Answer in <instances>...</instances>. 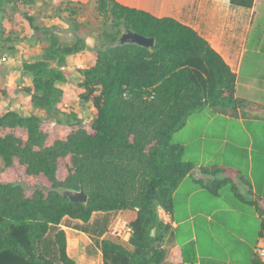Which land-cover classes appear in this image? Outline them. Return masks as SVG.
<instances>
[{"label":"trees","instance_id":"trees-1","mask_svg":"<svg viewBox=\"0 0 264 264\" xmlns=\"http://www.w3.org/2000/svg\"><path fill=\"white\" fill-rule=\"evenodd\" d=\"M52 1L0 0V10L20 12L45 43L41 58L22 65L31 85H0L1 101L23 93L30 109L0 111V264H79L68 252L62 227L67 218L82 221L75 228L95 235L102 264H163L171 226L159 209L172 211L174 191L195 168L173 134L206 106H246L235 97L236 73L203 36L175 18L94 0L95 13L111 29L102 33L87 66L77 69L79 98L92 104V118L83 121L70 109L74 97L62 85L72 83L74 74L65 68L67 57L88 49L74 17L89 3L57 1L75 32L66 43L50 27L34 25L31 11ZM253 2L231 0L246 8ZM125 30L153 37L154 45L121 43ZM67 111L74 120L53 117ZM227 183L217 178L207 186L215 191ZM79 188L88 195L86 203L63 194ZM255 205L264 238V197ZM95 213L102 218L88 226ZM111 213L131 225L128 240L112 233ZM253 264L264 261L256 255Z\"/></svg>","mask_w":264,"mask_h":264},{"label":"crops","instance_id":"crops-1","mask_svg":"<svg viewBox=\"0 0 264 264\" xmlns=\"http://www.w3.org/2000/svg\"><path fill=\"white\" fill-rule=\"evenodd\" d=\"M116 1L158 17L175 18L195 29L236 73L235 97L246 103L243 107L202 108L204 122L199 128L191 123L192 114L189 116L185 125H191L192 135L179 143L184 146L185 159L195 168L174 191L172 211L159 209L162 220L171 226L163 264H253L262 232L255 201L264 197V183L258 186L253 177V156H249L245 173L234 149L245 146L242 130L250 137L252 147L255 143L246 121L264 126V0H254L249 8L234 5L231 0ZM253 29L261 31L262 37L251 43ZM85 53L68 56L65 68L73 73L75 68L87 66ZM247 57L252 66L242 75ZM62 87L74 90L71 83ZM263 135H258V154L264 178ZM228 146L230 150L225 152ZM202 167H216L220 172L212 175L202 172ZM217 178H228L232 188L227 189V183L212 191L207 185ZM98 255L102 264L100 251Z\"/></svg>","mask_w":264,"mask_h":264},{"label":"rangeland","instance_id":"rangeland-1","mask_svg":"<svg viewBox=\"0 0 264 264\" xmlns=\"http://www.w3.org/2000/svg\"><path fill=\"white\" fill-rule=\"evenodd\" d=\"M58 0H54L51 4H42L39 2L36 9L32 10L31 13L34 18V25L44 29L50 27L52 31L58 34L61 41L70 43L75 40V32L69 24H67L64 18L68 13L59 12ZM64 3L67 0H63ZM53 3V4H52ZM66 4V3H65ZM64 5V4H63ZM70 8L74 7V4L68 5ZM23 11V10H22ZM20 12L12 11L8 9L6 12L0 10V85L1 87H6L7 85L16 84L19 88H23L31 85V77L26 75L22 70V65L25 61H34L42 57V49L45 44L43 41L37 38V33L32 30V25L24 20ZM60 16V18H58ZM79 27L76 32L78 35L86 38V43L88 49L85 50V62L88 64L90 56L92 57L94 48L98 43L102 41V33L104 31H109L111 26L109 23L104 22L94 11L93 4H88L87 7H83L79 12L78 16H75ZM256 24V23H255ZM254 24V25H255ZM262 34L256 32L253 29L251 35V43L260 40ZM40 56V57H39ZM251 63L247 57L242 70V75L246 74L249 69H251ZM264 70V66L262 67ZM73 78L71 87L73 91L71 92L74 101L69 102L70 109L76 114V116L83 121L88 122L92 118V104L88 102H81L79 95L81 87L79 84L81 82V76L75 68L73 72ZM29 101V96L23 93H18L15 96H6L4 101L0 100V111L3 107L10 106L12 108L18 109L22 113H29L30 109L27 102ZM204 112L205 110L200 109L191 115L190 120L192 124H195L197 128L201 127L204 122ZM67 112H58L53 115L55 118H59L62 121L68 119L74 120L75 117L67 116ZM45 115V114H43ZM236 124V122H235ZM245 125L251 133L253 132L255 143H253L250 137L242 130L240 131L241 139L245 142V146L242 148L234 149V154L237 157L241 170L246 173L249 166V156H253V177L255 178L257 185L260 186L264 183V178L261 176L259 161L262 159L261 154H258V142L260 139L259 134H264V126H257L254 122L246 121ZM191 125H185L182 129L177 130L173 134V141L180 142L189 138L192 135ZM264 137V135H263ZM190 151V148H188ZM225 150V148H224ZM230 150L228 146L225 152ZM259 157V159H258ZM185 158V157H184ZM227 189L232 188V184L225 185ZM259 190H261L259 188ZM102 213H95L91 221L87 224L92 226L93 221L98 218H102ZM116 218L115 213H111L108 216V225H112V222ZM76 224H82V221L77 219H65L63 221L62 227L66 231L68 252L74 257L79 264H101L98 255V245L95 242V235H91L76 229ZM90 247V248H88Z\"/></svg>","mask_w":264,"mask_h":264},{"label":"water","instance_id":"water-1","mask_svg":"<svg viewBox=\"0 0 264 264\" xmlns=\"http://www.w3.org/2000/svg\"><path fill=\"white\" fill-rule=\"evenodd\" d=\"M120 42L136 43L142 46L152 47L154 45L155 40L153 37H147L135 31L125 30L120 37ZM63 194L73 202L86 203L88 200V195L83 188L64 189Z\"/></svg>","mask_w":264,"mask_h":264},{"label":"built area","instance_id":"built-area-1","mask_svg":"<svg viewBox=\"0 0 264 264\" xmlns=\"http://www.w3.org/2000/svg\"><path fill=\"white\" fill-rule=\"evenodd\" d=\"M111 231L114 235L128 240L133 232L131 225L122 217L116 216L111 225ZM256 255L264 261V238H261L256 248Z\"/></svg>","mask_w":264,"mask_h":264}]
</instances>
